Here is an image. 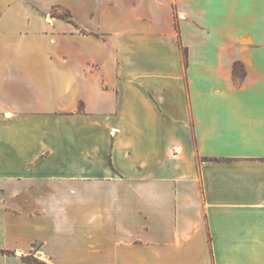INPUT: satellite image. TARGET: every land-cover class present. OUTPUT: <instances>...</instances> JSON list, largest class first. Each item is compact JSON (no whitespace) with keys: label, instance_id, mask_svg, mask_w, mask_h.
Wrapping results in <instances>:
<instances>
[{"label":"crops","instance_id":"1","mask_svg":"<svg viewBox=\"0 0 264 264\" xmlns=\"http://www.w3.org/2000/svg\"><path fill=\"white\" fill-rule=\"evenodd\" d=\"M0 249L264 264V0H0Z\"/></svg>","mask_w":264,"mask_h":264},{"label":"trees","instance_id":"2","mask_svg":"<svg viewBox=\"0 0 264 264\" xmlns=\"http://www.w3.org/2000/svg\"><path fill=\"white\" fill-rule=\"evenodd\" d=\"M56 7H54L51 11V15L54 16V17H60V18H63V19H68V20H71L70 19V15L68 13H65V14H56ZM237 66L238 64H235L234 65V73L236 72L237 73ZM0 254H13V252H10V251H6V250H2L0 249ZM22 260L24 262H26L27 264H46L45 262L39 260L38 258H36L35 256L33 255H27V256H22Z\"/></svg>","mask_w":264,"mask_h":264},{"label":"rangeland","instance_id":"3","mask_svg":"<svg viewBox=\"0 0 264 264\" xmlns=\"http://www.w3.org/2000/svg\"><path fill=\"white\" fill-rule=\"evenodd\" d=\"M54 7H55V6H54ZM54 7H53V8H54ZM53 8H52V9H53ZM56 9H57L56 12H55L56 14H65V13H68V12H66V10H64V9H62V8H60V7H56ZM51 11H52V10H51ZM39 260H40V259H39Z\"/></svg>","mask_w":264,"mask_h":264}]
</instances>
